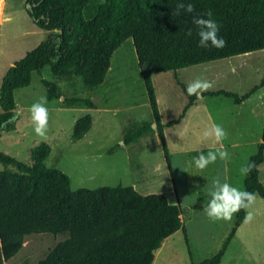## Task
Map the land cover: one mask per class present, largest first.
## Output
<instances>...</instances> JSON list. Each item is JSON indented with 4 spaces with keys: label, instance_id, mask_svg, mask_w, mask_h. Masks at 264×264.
Listing matches in <instances>:
<instances>
[{
    "label": "trees",
    "instance_id": "16d2710c",
    "mask_svg": "<svg viewBox=\"0 0 264 264\" xmlns=\"http://www.w3.org/2000/svg\"><path fill=\"white\" fill-rule=\"evenodd\" d=\"M29 1V17L47 35L9 66L1 79L0 135L16 128L14 90L28 86L33 72L48 67L56 78L79 77L87 89L94 90L104 82L115 50L131 39L155 126H138L124 135L123 144L135 143L155 131L176 195L164 128L177 125L196 97L188 96L186 87L179 83L186 104L176 119L163 124L152 75L264 49V0H187L193 3L194 12L179 16L171 13L180 0H104L96 4L92 0ZM209 11L219 25L218 35L226 41L221 49L199 46L192 18ZM41 83L47 100L61 97L56 82L42 79ZM263 85L264 73L259 83L240 97L225 90L203 95H222L239 104ZM69 102L68 106L95 108L88 98ZM91 126L89 114L77 118L71 140L81 139ZM50 151L48 143L39 142L30 150V163L0 151V264L16 255L26 235L39 233L62 239L37 264H152L154 252L179 229L187 244L178 202L170 203L162 193L141 194L130 185L72 189L67 174L46 166ZM247 161L255 166L244 178L243 189L264 198V185L259 179L264 129L255 153ZM244 216V209L235 214L222 247L199 264L220 263Z\"/></svg>",
    "mask_w": 264,
    "mask_h": 264
},
{
    "label": "rangeland",
    "instance_id": "374dc122",
    "mask_svg": "<svg viewBox=\"0 0 264 264\" xmlns=\"http://www.w3.org/2000/svg\"><path fill=\"white\" fill-rule=\"evenodd\" d=\"M2 1L0 83L6 69L47 35L29 17V0ZM92 1L96 4L104 0ZM263 73L264 49L156 73L152 75V85L161 122L165 124L181 114L187 98L180 84L187 87L192 80L206 79L213 87L205 92L225 90L240 97L259 83ZM42 79L56 82L61 91L60 98L47 100L45 105L49 112L45 138L34 133L28 112L33 103L46 96ZM73 98H88L95 108L68 106ZM14 101L18 114L16 128L1 132L0 151L30 163L31 148L43 141L51 147L46 166H55L67 174L72 189L130 185L136 186L141 194L162 193L170 203H179L187 244L182 230H177L154 252L152 264H199L222 247L235 215L230 221L212 222L203 206L214 178L243 189L245 177L239 169L255 153L264 129V85L239 104L222 95L196 97L177 125L164 128L176 195L155 131L135 143L123 144L125 134L144 123L153 124L131 39L115 50L105 80L96 89H87L79 77L56 78L44 67L32 73L28 86L14 90ZM85 114L92 117V126L81 139L72 141L73 124ZM213 122L227 132L223 145L229 159H218L204 170L189 166L192 157L199 154L197 149L206 154L218 147L212 140L201 137V132ZM259 179L264 185V161L259 166ZM244 210L245 215L252 211L254 220L251 223L243 220L219 264H264V198L257 196L252 208ZM61 239L48 233L26 235L20 250L4 264H37Z\"/></svg>",
    "mask_w": 264,
    "mask_h": 264
},
{
    "label": "clouds",
    "instance_id": "9594fccd",
    "mask_svg": "<svg viewBox=\"0 0 264 264\" xmlns=\"http://www.w3.org/2000/svg\"><path fill=\"white\" fill-rule=\"evenodd\" d=\"M182 12L189 14L193 13V3L187 2V0H180L171 14L179 16ZM205 16L208 18H205ZM211 17L212 12L209 11L206 14H198L192 18V23L198 29L199 46L201 48L214 47L221 49L226 45V41L218 35L219 25ZM187 35H192V31L189 30ZM55 62L56 58H53V63ZM212 87V82L197 78L187 84L186 92L188 96H195L199 99L202 98L205 91H208ZM46 103L47 97L41 96L40 99L33 103L28 109L33 131L41 138H45L48 132L49 112L45 106ZM201 137L203 140H212L218 147H216L214 151H207L206 154L199 152V149H197L196 151L199 154L192 157L189 166L194 165L197 169L204 170L209 164L215 163L218 159L222 161L229 159V153L223 145V141L227 138V132L222 125H218L214 122L211 123L201 132ZM254 166V162L247 161L241 165L239 169L240 175L242 177H247ZM193 187H198V185H193ZM208 196L209 199L203 207L206 216L212 222L232 220L233 216L241 209H251L257 199V194L246 189L233 187L227 182L222 183L219 178H214L212 180ZM253 220L254 213L252 211H247L244 216V222L251 223Z\"/></svg>",
    "mask_w": 264,
    "mask_h": 264
},
{
    "label": "water",
    "instance_id": "95a60500",
    "mask_svg": "<svg viewBox=\"0 0 264 264\" xmlns=\"http://www.w3.org/2000/svg\"><path fill=\"white\" fill-rule=\"evenodd\" d=\"M28 7H29V9H30V4H28ZM155 125L154 124H151V127H154Z\"/></svg>",
    "mask_w": 264,
    "mask_h": 264
},
{
    "label": "crops",
    "instance_id": "0c3cea01",
    "mask_svg": "<svg viewBox=\"0 0 264 264\" xmlns=\"http://www.w3.org/2000/svg\"><path fill=\"white\" fill-rule=\"evenodd\" d=\"M1 1H2V0H1ZM2 2H3V1H2ZM238 146H239V145H238ZM132 187H133L134 189H136V188H135L136 186H132ZM208 199H209V198H208Z\"/></svg>",
    "mask_w": 264,
    "mask_h": 264
}]
</instances>
